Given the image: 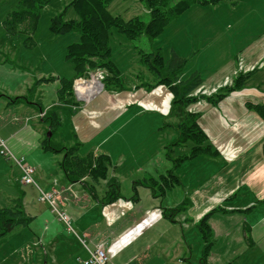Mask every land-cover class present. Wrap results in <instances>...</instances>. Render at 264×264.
<instances>
[{
  "label": "crops",
  "instance_id": "obj_1",
  "mask_svg": "<svg viewBox=\"0 0 264 264\" xmlns=\"http://www.w3.org/2000/svg\"><path fill=\"white\" fill-rule=\"evenodd\" d=\"M220 4H224L226 16L214 23V29H205V37L202 40L198 39L196 42L186 40L196 36L194 21L204 19L207 14L204 10L195 9L191 12L187 10L178 18L171 20L157 37L156 43H149V48H152L166 40L167 45L170 46V57L175 52L186 59L181 79L186 80L195 72H198L203 79V83L190 94L199 97V100L190 103L187 110L198 115V124L206 139H188L184 144L189 142L191 144L186 145L184 152L180 151L179 146L171 150L172 159H170L174 168L172 172L169 169L166 171L174 178L171 190L175 187L180 195L172 201L170 208L178 206L183 194L189 198L187 210L182 213V222L177 221L173 216L167 217L163 212L164 208L157 204L155 197L151 208H148L150 210L144 211L138 220L132 221H126L124 218L133 205L113 202L104 205L94 198L99 205L107 207L105 217L110 222V226L124 220V231H119L116 238L111 237L110 231L93 238L95 247L103 240L110 239L109 244L113 243L111 250L114 255L122 256V264H133L135 261V264H138L141 248L135 245L132 252L131 247L138 237L144 235H147L146 240L153 239L155 242L156 236L163 238L172 234L188 243V240L191 241L192 232L196 250L199 249L203 234L198 223L204 218L210 225L213 244L221 241L225 235L235 236L237 240L228 241L243 242L244 250L250 248L254 252L242 264H264V117L252 107L254 103H264V0H249L246 6L241 0L220 2L213 6L216 8ZM200 8H209V6ZM209 20L210 18L207 21ZM132 44L131 48L135 50L133 41ZM159 46L163 51L162 44ZM162 54L164 55L163 52ZM239 71L251 73L243 89L231 92L218 103L207 101L206 97L215 93L218 88L231 85ZM58 76L56 80L60 81V87L56 91L58 99L57 102H53V106L52 104L43 106V92L40 86L44 81L32 95L39 98V91L41 92L42 106L46 109H55L62 120L61 125L70 121L74 129L73 144L79 142L78 151L80 152L83 145L91 142L87 152L81 154L108 155L111 161L110 168L113 170L108 178L115 177L120 183L118 172L133 181L135 179L160 181L154 178L162 174L161 171L157 172L154 162L156 154L146 153L143 144L142 124L146 118L158 121L167 118L173 100V95L167 94V91H170L168 86L147 82L144 84L143 81L131 85L128 82L123 89L106 88L89 106H81L59 101V89L62 87L60 77L63 76ZM135 76L140 77V75ZM28 83L25 84L26 90L34 81ZM7 98L9 106L3 109L0 103V118L6 114V110H12L11 105H24L22 102L11 103V97ZM26 105L34 108L29 103ZM57 106L60 108L56 109ZM36 115L37 112L34 114L24 108L21 109L18 123H13L12 119H5L4 124L0 123V140L16 157L26 151L23 148L26 144L22 135L33 128L30 123L32 117ZM167 128L176 130L172 126ZM175 139L171 137V142L168 140L167 143L173 144ZM161 142L163 140L160 136L156 144V153L161 148ZM200 142L205 148L198 147L199 151L191 155ZM9 153L4 155L1 153L3 157L0 160L2 166L8 167L9 162L15 166V168L10 167L12 169L10 173L14 172L13 178H8L0 186V196H4L7 200L5 206L19 198L20 189L17 185L19 187L25 185L21 181L22 172L14 161L8 158ZM46 153L54 154L52 157L48 155L43 157L48 156L50 168H55L53 179L56 185L53 180L44 179V167L35 165L39 185L43 189L41 192L54 191L53 186L55 188L58 186L62 192L73 188L79 189V186L84 190L81 183L71 184L66 178L60 166L66 154L64 151ZM61 153L63 157L59 158ZM179 158L183 159L178 161ZM84 178L90 179L91 176L87 175ZM143 187L154 190L150 186L143 185ZM107 191L108 184L103 195L97 192L99 198H102ZM59 195L57 202L62 209L60 204L63 205V200L66 199L60 198ZM165 206L167 207V204ZM51 208L55 212L52 206ZM168 218L170 221H167ZM65 222L71 225L67 219ZM174 237L172 236L173 241L176 239ZM191 246L187 244L185 252L190 251L188 257L192 260L194 253ZM226 252H229V249ZM157 253L158 256L161 255L162 264H166L162 249ZM223 256L227 257V254ZM181 259L179 258L178 264H181ZM232 259L229 263L241 264L235 260L236 258ZM205 264L208 262L205 261Z\"/></svg>",
  "mask_w": 264,
  "mask_h": 264
},
{
  "label": "rangeland",
  "instance_id": "obj_2",
  "mask_svg": "<svg viewBox=\"0 0 264 264\" xmlns=\"http://www.w3.org/2000/svg\"><path fill=\"white\" fill-rule=\"evenodd\" d=\"M19 1L20 0H0V94H3L0 96V103L3 109L9 106L8 96L15 97L26 94L27 90L24 89L26 87V82L30 84L35 78L61 75L71 79L75 72L73 68L74 64L66 59V48L68 44L77 42L80 39L77 33L71 32L63 35H56L50 29L51 17L56 12L63 11L72 0H51L41 11L38 29L33 35L35 42L32 45L28 41L24 42L26 38L24 33L19 32L12 34L7 32L3 21L7 14L17 7ZM241 2L246 6L249 0H241ZM213 5L215 4H194L187 9L190 12L195 9H201L207 12L204 19L194 21L197 30L196 36L193 39L187 38V41L196 42L198 39L202 40L205 37V29H214V23H217L220 18L226 16L224 4H220L216 8H214ZM198 6H209V8H200ZM110 11L125 19L138 17L145 22L151 19L147 0H113L110 3ZM77 17L78 15L73 7H69L66 10L65 18L70 19ZM209 18L210 20L207 21ZM161 39H163V37ZM156 41L157 37L150 40L147 36L142 35L136 42H133L135 46H138V48L133 50L131 48V45L133 46L132 41L128 39L124 33L120 32L116 27L111 29L110 43L112 47V59L121 74H123L125 85L128 84V82L131 85H136L141 81H143L144 84L146 82L149 84L157 83V79L154 75L141 62V56L139 54V49L141 48L146 52H151L159 48V45L162 44L164 57H166V60L169 59L170 46L167 45L166 40H164L163 43H158L152 48H149V43H156ZM14 62L16 64H14ZM16 65L28 69H19L15 67ZM98 69H102V71L105 72L104 75L106 80L109 71L105 68ZM91 70L94 69H90V71ZM135 75H140V77H136ZM59 87V80L44 81L41 84L40 89L43 92L44 107L49 104L53 106V102H57L58 96L56 91ZM167 94L172 95L170 91H167ZM95 99L96 98H94V100ZM92 101L84 106H89ZM11 107H13L11 111L6 110V114L2 115L0 123L4 124L5 119H12L13 123H18L21 118V109L24 108L31 110L34 114L37 112L35 108H29L26 103H24V105H11ZM58 108H60V106L56 107V109ZM70 111L72 112L71 109ZM32 118L30 124L33 125V128L22 135V139L26 144L23 148L26 151L23 155H17V157L12 151L10 153L13 154L14 163L22 172L21 181H23L25 168H29L32 171V176L29 180L31 182H23L25 185L21 187L17 185V187L20 189L19 193L24 196V199H22L24 212L29 217L33 216V219L26 226L19 225V227L8 234L7 240L0 246V264H84L83 261L89 257L91 249L95 250L99 245L98 243L95 247L93 244V238L95 236L110 231L111 237L116 238L119 231H124V220H138L144 211L150 210L148 208H151L154 197L157 200V204L164 208L163 210L175 208L170 207L172 201L175 200L176 196H179L180 193L176 191L175 187L171 190L174 178L170 173H167L166 170L169 169L171 172L174 168V164H172L171 160V150L173 147L179 146L181 147L180 151L184 152L183 149L187 147L186 145H190L191 143L184 144V141H179L177 143V140H180L181 133L176 128V130L167 128L169 125L165 123L166 118L161 119V121L153 118H146L143 120L144 123L142 124L143 144L145 145L146 153L156 154V160L154 162L157 166V172H162L159 176L157 175L158 177H154L160 180H156L159 185L155 186L154 190H150L143 186H139L138 189L135 190L134 182L142 181L143 179H135V181H133L118 172L122 183V198L119 200L116 199L113 203H122V205L127 203L133 206L128 211L124 220L113 223L112 226H110V222L107 221L105 217L107 207L99 205L94 197L87 193L90 189L89 183L91 179L89 178H82L75 182L77 184L81 183L83 188L88 182L87 188H84V190L79 186V189L73 188L67 192H62V190L58 189V186H56L57 188L53 186L52 190L58 193H52V191H50V193L47 194V200H41V190L43 189L39 185L40 181L36 175L37 170L35 165L44 167L43 176L46 181L53 180V183L56 182L53 179L55 177V168H50V160L48 159V156L52 157L54 154L46 153L42 148V141L46 137H49L51 132L50 124L39 117ZM61 126L56 129L53 142L57 145L59 144V148L61 149L62 147L67 148L76 145L73 144L74 129L70 121H66ZM176 133L177 138L175 139ZM160 136L163 142H161L159 152L156 153V144ZM39 137L40 139H38ZM171 137L175 139L173 144L167 143ZM90 145L91 142L83 145L80 149V153L84 154L87 152ZM68 150L70 153L71 148L69 147ZM61 151L66 153L67 149ZM1 153L2 150L0 148V160L3 157ZM62 154L63 153L58 157L62 158ZM43 155L48 156L43 157ZM10 167L15 168L10 162L8 167L0 165V186L8 178H13L14 172L12 174L10 173L12 170ZM111 172H113V170L109 168L108 175H111ZM162 176L164 177L162 178ZM104 180L105 179H99V183H96L95 186L96 191L102 195L105 193L107 187V180H105V182ZM148 183H151V181L149 180ZM54 185L56 184L54 183ZM58 194H60V198L66 199L65 201L63 200V205L60 204L62 206V213L64 214L63 217L60 216L59 212H53L50 202L48 201L57 197ZM6 201L5 197L1 195L0 208L7 204ZM188 201L189 198L183 194L178 205L186 206ZM165 204H167V207ZM186 210L184 212H186ZM184 212L176 213L173 216L177 221L182 222L183 220H181V218ZM65 219L70 221L72 228L65 222ZM167 221H170V219L168 218ZM88 233H90V235H88ZM190 234L191 241L188 240V243L183 239L174 237L172 234H168L163 238L156 236L155 242L153 239L146 240L147 235H144L135 240L131 250L132 252L134 251L135 245L141 248L139 250L140 256L138 264H162L161 255L158 256L157 253L161 251V249L166 264H178L179 258H182L181 264L187 261L193 264H200L201 260L204 259V240L201 236V245L199 249L196 250L194 235L192 232ZM172 236L176 238L175 241L172 240ZM222 240L214 242L213 246L208 251V256L205 257L208 264H230L229 261L232 258H236L235 260L242 264L246 258L254 254L250 248L244 250L245 245L243 242L228 241L237 240L235 236L225 235L222 237ZM164 242L166 244H164ZM187 244L192 245L191 248L194 253L192 260L188 257L190 251L188 250L185 252ZM112 245L113 243L111 242L105 247V252L108 257L105 264H122V256L114 255L111 250ZM228 249L229 252H226ZM225 253L227 257L223 256ZM135 263L136 261L133 262V264Z\"/></svg>",
  "mask_w": 264,
  "mask_h": 264
},
{
  "label": "trees",
  "instance_id": "obj_3",
  "mask_svg": "<svg viewBox=\"0 0 264 264\" xmlns=\"http://www.w3.org/2000/svg\"><path fill=\"white\" fill-rule=\"evenodd\" d=\"M112 1L72 0L63 11L56 12L51 17L50 29L54 34L63 35L74 32L80 38L79 41L68 44L66 48V59L73 62L75 75L71 79L60 77L62 83V87L59 89L60 102L78 104L73 92L74 81L79 77L86 76L90 69L105 68L109 71V75L104 80L106 88L112 90L125 88V80L112 59L110 31L113 27H116L133 42H136L142 35L153 40L162 33L165 26L171 20L178 18L192 5L217 4L233 0H147V6L150 9L151 15V19L148 22L138 17L125 19L120 15L113 14L110 11V3ZM50 2L51 0H20L17 7L9 12L4 19L3 24L5 29L12 34L24 33L26 35L24 42L28 41L32 45L35 42L33 35L38 29L41 11ZM69 7L74 8L78 15L77 18H65L66 10ZM135 47L138 48L137 45ZM139 54L141 56V62L157 79V84L168 86L173 95L171 109L165 123L180 131L181 136L180 140H177V143L179 141L185 142L188 139H206L205 134L201 131L198 124V115L187 110V106L190 103L199 100V97L191 96L190 94L203 83L200 74L195 72L186 80L181 79L186 59L174 52L166 60L160 47L151 52H146L141 48L139 49ZM250 74V72L245 73L239 71L231 85L220 87L215 93L206 97L207 101L218 103L231 92L243 89ZM58 78L59 76L35 78L34 83L27 88L26 94L11 97L10 102L29 103L36 109L37 113L46 111L42 120L50 124L51 137H46L42 141V148L46 152L57 153L63 149H67L63 161L60 162V166L70 183H75L88 175L91 176L89 183L90 189L87 191L88 194L97 198L103 204H109L116 199H121L120 181L115 177L108 178V170L111 166L108 155L100 154L94 156L91 153L82 155L78 151L79 142L75 143L76 145L69 146L71 148L69 153V147H62L61 149L59 148V144L57 145L53 142L55 131L60 128L62 120L55 109H46L42 106L40 91L38 94L39 98H35L32 94L39 89L42 81H53ZM252 107L264 117V103H254ZM198 147L205 148L200 142L196 145L191 155L199 151ZM182 159L179 158L178 161ZM99 179L108 181V191L102 198H99L95 187L96 183H99ZM148 181L146 179L135 181V190L138 186H150L154 189L158 185L153 180V183H148ZM87 184L84 186L85 189L87 188ZM22 199H24V196L20 194L17 200L15 199L9 205L0 208V246L7 240L9 233L19 227V225L26 226L33 219V216L29 217L25 214ZM186 208L187 204L186 206L178 205L174 209L163 212L167 217H172L176 213L184 212ZM198 227L202 231L204 240V259L201 260L200 264H205V257L208 256V251L213 244L212 232L205 218L200 220ZM184 264L193 263L187 261ZM230 264L237 263L230 262Z\"/></svg>",
  "mask_w": 264,
  "mask_h": 264
},
{
  "label": "built area",
  "instance_id": "obj_4",
  "mask_svg": "<svg viewBox=\"0 0 264 264\" xmlns=\"http://www.w3.org/2000/svg\"><path fill=\"white\" fill-rule=\"evenodd\" d=\"M105 72L102 71V69H94L89 71V73L86 76L79 77L75 79L74 84H73V91L75 94V97L77 100L82 102V104H88L90 101L94 100L97 96H99L104 90H105ZM97 84L99 89L97 93H91L88 94L86 92V88L92 86L93 84ZM0 147H2V153L3 154H8V152H11L0 140ZM10 156L13 157L11 153H9ZM32 168V167H31ZM32 176V171L29 168H25L24 170V175H23V181L22 182H31L30 177ZM42 199H47V194L50 192H44L42 191ZM52 193H55V191H52ZM57 197L52 198L49 200V202L52 204L54 207V210L59 212L60 216L63 217L64 214L62 213V209L59 207L58 202L56 201ZM70 228L72 226L68 224ZM110 240L105 239L99 245L97 248L93 251H90L89 257L84 260V264H105L108 257L105 252V247L107 244H109Z\"/></svg>",
  "mask_w": 264,
  "mask_h": 264
},
{
  "label": "bare ground",
  "instance_id": "obj_5",
  "mask_svg": "<svg viewBox=\"0 0 264 264\" xmlns=\"http://www.w3.org/2000/svg\"><path fill=\"white\" fill-rule=\"evenodd\" d=\"M98 89H99V87H98V85L95 83V84H93L92 86H90V87H87L85 90H86V92L88 93V94H91V93H97L98 92ZM103 93V92H102ZM101 93V94H102ZM100 94V95H101ZM203 94V93H202ZM98 97V96H97ZM42 200V199H41Z\"/></svg>",
  "mask_w": 264,
  "mask_h": 264
}]
</instances>
